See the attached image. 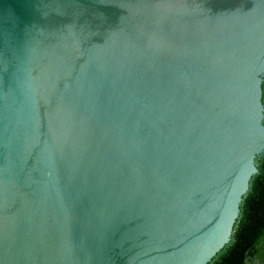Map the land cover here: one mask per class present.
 Returning a JSON list of instances; mask_svg holds the SVG:
<instances>
[{
  "label": "water",
  "instance_id": "95a60500",
  "mask_svg": "<svg viewBox=\"0 0 264 264\" xmlns=\"http://www.w3.org/2000/svg\"><path fill=\"white\" fill-rule=\"evenodd\" d=\"M263 83L264 0H0V264H211Z\"/></svg>",
  "mask_w": 264,
  "mask_h": 264
},
{
  "label": "trees",
  "instance_id": "16d2710c",
  "mask_svg": "<svg viewBox=\"0 0 264 264\" xmlns=\"http://www.w3.org/2000/svg\"><path fill=\"white\" fill-rule=\"evenodd\" d=\"M264 104V83L262 86ZM240 207L230 244L211 264H264V159Z\"/></svg>",
  "mask_w": 264,
  "mask_h": 264
},
{
  "label": "rangeland",
  "instance_id": "374dc122",
  "mask_svg": "<svg viewBox=\"0 0 264 264\" xmlns=\"http://www.w3.org/2000/svg\"><path fill=\"white\" fill-rule=\"evenodd\" d=\"M249 264H261L260 262H252V263H249Z\"/></svg>",
  "mask_w": 264,
  "mask_h": 264
}]
</instances>
